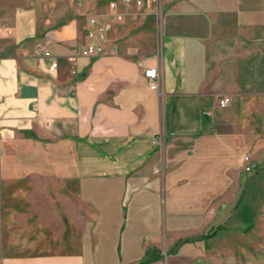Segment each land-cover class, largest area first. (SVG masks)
I'll return each instance as SVG.
<instances>
[{
    "label": "crops",
    "instance_id": "crops-1",
    "mask_svg": "<svg viewBox=\"0 0 264 264\" xmlns=\"http://www.w3.org/2000/svg\"><path fill=\"white\" fill-rule=\"evenodd\" d=\"M108 1L0 0V264L254 256L264 250V0H161L159 31L119 4L126 15L109 22L103 53L71 60Z\"/></svg>",
    "mask_w": 264,
    "mask_h": 264
},
{
    "label": "built area",
    "instance_id": "built-area-1",
    "mask_svg": "<svg viewBox=\"0 0 264 264\" xmlns=\"http://www.w3.org/2000/svg\"><path fill=\"white\" fill-rule=\"evenodd\" d=\"M90 3H95L97 0H88ZM77 4L81 6L82 1ZM119 4L129 7L133 6L136 13L145 12L150 15L158 16L161 13V0H109L103 13H95L91 15L87 22L86 37L87 43L78 48L74 55L70 57L73 60L77 56H94L103 53L104 46L107 41V33L110 29L109 22L122 21L125 18V12L119 10ZM7 34H11L12 30L6 26H2ZM116 51V47H114ZM135 50L132 49V52ZM35 53L43 57H51V51L43 43H38L35 47ZM57 67V60L53 59L49 70L54 71ZM144 76L148 80V85L151 89H156L158 86L159 74L156 68H148L144 71ZM229 102V97L223 96L219 99L218 104L224 106ZM161 141L158 137L153 138L155 146L160 145ZM242 168L246 172H251L255 168V163L251 160L249 155H243Z\"/></svg>",
    "mask_w": 264,
    "mask_h": 264
},
{
    "label": "rangeland",
    "instance_id": "rangeland-1",
    "mask_svg": "<svg viewBox=\"0 0 264 264\" xmlns=\"http://www.w3.org/2000/svg\"><path fill=\"white\" fill-rule=\"evenodd\" d=\"M161 10H163V3L161 4ZM139 20L141 21L142 18ZM136 21L138 20H135L133 23L135 24ZM142 21H144L146 25L151 23L152 26L156 27V30L159 31L162 22V13H159L158 16L149 15L146 20L143 19ZM142 21L141 23H144ZM225 254V257L216 258L215 264H264V250L262 249L256 250L254 252V256L252 257L235 256L234 254L236 253H234L232 250L226 251Z\"/></svg>",
    "mask_w": 264,
    "mask_h": 264
}]
</instances>
